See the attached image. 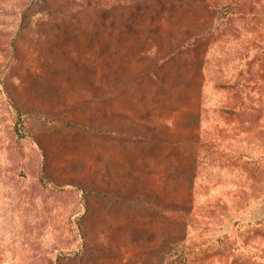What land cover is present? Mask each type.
I'll return each instance as SVG.
<instances>
[{
	"label": "rangeland",
	"instance_id": "obj_1",
	"mask_svg": "<svg viewBox=\"0 0 264 264\" xmlns=\"http://www.w3.org/2000/svg\"><path fill=\"white\" fill-rule=\"evenodd\" d=\"M143 67L161 93L130 90L160 93L161 132L197 142L138 188L175 219L44 180V148L55 175L95 173L103 148L45 117L104 124L106 77ZM262 199L264 0H0V264H163L176 242L185 264H264Z\"/></svg>",
	"mask_w": 264,
	"mask_h": 264
},
{
	"label": "crops",
	"instance_id": "obj_2",
	"mask_svg": "<svg viewBox=\"0 0 264 264\" xmlns=\"http://www.w3.org/2000/svg\"><path fill=\"white\" fill-rule=\"evenodd\" d=\"M120 70L119 76L115 74L111 77V85L106 77L104 124L59 118L56 123H45L46 126L65 131L85 132L95 137V143L103 139V148H100L101 142H98L99 147L96 148L95 158L92 159L95 164L93 171L95 173L75 174L77 176L52 174L49 154L45 148L44 170L47 178L54 185L73 187L83 192L84 196L88 194V196L99 198L96 201L119 206L126 211H132L135 207L137 210L154 209L155 212H161L164 216L175 219L177 218L175 206L162 204L154 206L156 201L146 197L144 191L139 192L138 188L144 185V172L159 169L162 154L166 151V155L171 154V149L166 148L170 145H184L189 148L194 147L197 142H186L195 138L192 135L172 137L168 133L161 132L160 115L164 111L162 109H165L167 100L160 97L159 72L153 67H143L140 71L131 72L132 74H123L124 70ZM143 80L150 85H156L160 93L152 94L153 96L148 93L144 96L141 90H130ZM197 139L200 138L197 137ZM175 149L172 150L173 154H176ZM97 172H105V174L101 176ZM139 179L142 180L141 183L138 182ZM84 201L89 209L88 200ZM90 202H93L91 198L89 204ZM86 213L83 214V218H86Z\"/></svg>",
	"mask_w": 264,
	"mask_h": 264
},
{
	"label": "trees",
	"instance_id": "obj_3",
	"mask_svg": "<svg viewBox=\"0 0 264 264\" xmlns=\"http://www.w3.org/2000/svg\"><path fill=\"white\" fill-rule=\"evenodd\" d=\"M230 6H232V4H228ZM11 116H12V120L14 122V125H15V129L17 131V133L19 134V137H25V136H29L30 134L26 133L24 131L25 129V125H24V115L16 108L14 107L13 105L11 106ZM45 121L44 123H56L57 122V118H54V117H45ZM59 122V121H58ZM52 188H73V187H66V186H56L54 185L47 177L44 179ZM82 207L83 208H86V203L84 200H82ZM190 212H187V214H185V216L183 217L184 220H186L188 218L187 215H189ZM264 216V199H262L261 201H258L256 202L255 204V209L253 210V214H252V218L256 219V218H263ZM262 216V217H260ZM242 217V216H241ZM83 239H85V237H83ZM84 244V242H83ZM184 244L182 243L180 245V243L178 244V242H176L174 245H173V248L172 249H169V254L168 256L165 258V261L163 264H177V257H179V261L182 263V264H185L184 261H185V258L182 259L181 255H183L182 251H183V246ZM180 247V248H179ZM84 248L82 245H79V248L77 249V252H80L82 251Z\"/></svg>",
	"mask_w": 264,
	"mask_h": 264
}]
</instances>
